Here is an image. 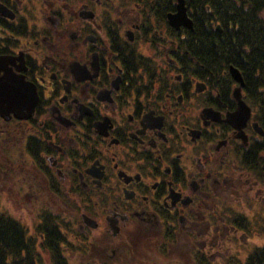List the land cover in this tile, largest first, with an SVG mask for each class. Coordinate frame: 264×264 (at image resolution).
Segmentation results:
<instances>
[{
	"label": "flooded vegetation",
	"instance_id": "flooded-vegetation-1",
	"mask_svg": "<svg viewBox=\"0 0 264 264\" xmlns=\"http://www.w3.org/2000/svg\"><path fill=\"white\" fill-rule=\"evenodd\" d=\"M176 3L0 0L19 102L0 114L17 216L0 215L31 264H220L264 226V97L215 56L218 22L183 0L189 24L169 25Z\"/></svg>",
	"mask_w": 264,
	"mask_h": 264
},
{
	"label": "trees",
	"instance_id": "trees-1",
	"mask_svg": "<svg viewBox=\"0 0 264 264\" xmlns=\"http://www.w3.org/2000/svg\"><path fill=\"white\" fill-rule=\"evenodd\" d=\"M184 1L220 24L223 34L214 38L215 56L241 68L246 88L260 90L264 97V0ZM227 53L230 57L223 58ZM22 248L19 226L3 223L0 215V264H31L29 256L20 254ZM245 264H264V244L249 251Z\"/></svg>",
	"mask_w": 264,
	"mask_h": 264
},
{
	"label": "rangeland",
	"instance_id": "rangeland-1",
	"mask_svg": "<svg viewBox=\"0 0 264 264\" xmlns=\"http://www.w3.org/2000/svg\"><path fill=\"white\" fill-rule=\"evenodd\" d=\"M261 17H264V12L262 13ZM262 183L260 184L261 186H262ZM0 191H1V189H0ZM6 196H7L6 194L4 196V194H2L0 192V212H6L11 217L16 218L17 210L15 207V204L13 203V199L6 197ZM21 227L24 229L26 228L27 230L29 229V231L33 230L31 228V226H21ZM247 237H248V242H247L246 246L244 247V249H243L242 245H240V244L238 245L240 252H239L237 258L222 259L221 261H219V263L220 264H245L246 258H244V257L247 255V253H249V250H252L253 248L259 247V246L264 244V226H250L249 227V233H248ZM38 248H40V247H38ZM143 249L146 253L147 259L153 260L152 262H154L156 264H172L173 261L175 262V264L176 263L177 264H207V263H205L203 261H199V260H196L195 262L191 263V262H189V260L187 261V259L185 258V254L183 252H181V254L178 255L177 251H175V252H173L174 256H171V254H170L169 257H167L166 254L160 255L159 253L148 250L146 248H143ZM178 249H180V248H178ZM40 250H41V248L38 249V252L40 253L39 254L40 258H44L43 252ZM180 250H182V249H180ZM212 264H217V263L213 262Z\"/></svg>",
	"mask_w": 264,
	"mask_h": 264
},
{
	"label": "water",
	"instance_id": "water-1",
	"mask_svg": "<svg viewBox=\"0 0 264 264\" xmlns=\"http://www.w3.org/2000/svg\"><path fill=\"white\" fill-rule=\"evenodd\" d=\"M167 20L169 25L177 27L180 24H189L188 19L186 18V11L184 7L183 0H177L175 12L167 15ZM187 24V25H188ZM1 63V59H0ZM232 77L241 85V79L236 71V69H230ZM7 72L5 71V74ZM9 74L3 77H0V114L3 111L14 112L18 107V99L14 92V86L12 85L11 78ZM236 94H239V88L235 90ZM234 92V95H235ZM239 97V96H238ZM238 110L244 112L245 117H247L249 110L248 107L238 98L237 99Z\"/></svg>",
	"mask_w": 264,
	"mask_h": 264
}]
</instances>
